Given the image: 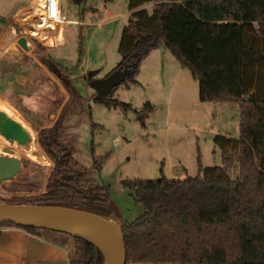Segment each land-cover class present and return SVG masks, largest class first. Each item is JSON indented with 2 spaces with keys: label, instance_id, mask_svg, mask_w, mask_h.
Masks as SVG:
<instances>
[{
  "label": "trees",
  "instance_id": "1",
  "mask_svg": "<svg viewBox=\"0 0 264 264\" xmlns=\"http://www.w3.org/2000/svg\"><path fill=\"white\" fill-rule=\"evenodd\" d=\"M146 3L154 5L152 12ZM129 7L119 44L123 63H140L164 42L198 81L202 101L239 103L240 137L216 135L223 165L201 167L197 176L125 182L143 205L139 217L120 222L126 264H264V0H130ZM40 60L71 91V70L50 54ZM134 76L131 80L137 82ZM0 91L12 96L2 87ZM108 102L131 108L118 99ZM39 140L54 162L50 190L5 201L73 207L111 217L108 189L88 182L86 168L60 141L59 127L42 129ZM236 160L241 175L231 179L227 171ZM99 162L94 161V168ZM0 225L45 233L13 222ZM73 238L71 264H106L98 247Z\"/></svg>",
  "mask_w": 264,
  "mask_h": 264
},
{
  "label": "rangeland",
  "instance_id": "2",
  "mask_svg": "<svg viewBox=\"0 0 264 264\" xmlns=\"http://www.w3.org/2000/svg\"><path fill=\"white\" fill-rule=\"evenodd\" d=\"M41 2L0 0V16L4 19H0V88L12 95L0 91V124L4 118L19 115L17 100L40 120L38 124L32 120L35 139L31 142L0 126V153L16 155L24 164L18 181L8 190H0V203L50 190L54 162L39 140L45 128L59 127L60 141L86 168L88 182L108 189L113 202L111 219L118 224L133 221L143 213V205L136 202L126 181L186 179L201 173V167L223 165V150L215 137H240V105L202 101L198 81L164 42L140 61L134 76L137 82L128 79L107 100L94 99L88 75L102 79L123 63L119 44L129 23L130 0H62L64 13L82 23L75 29L65 28L58 46L61 33L56 42L45 34L33 33L30 9ZM144 7L150 12L154 9L152 3ZM118 12L122 15L103 20ZM20 35L28 38L29 50L18 43ZM48 54L71 70V91L58 89L57 85L63 86L40 60ZM109 99L131 104V108L109 104ZM97 159L98 169L94 168ZM227 174L231 179L240 177L239 161ZM43 232L60 234L44 228ZM70 238L72 255L74 238Z\"/></svg>",
  "mask_w": 264,
  "mask_h": 264
},
{
  "label": "water",
  "instance_id": "3",
  "mask_svg": "<svg viewBox=\"0 0 264 264\" xmlns=\"http://www.w3.org/2000/svg\"><path fill=\"white\" fill-rule=\"evenodd\" d=\"M18 43L29 50V40L20 35ZM139 61L123 63L102 79L88 75L89 85L94 89L96 101H105L107 96L120 84L131 79ZM18 116L2 118V129L10 130L16 137L26 142L35 139L32 120L17 109ZM4 116L5 110L1 111ZM24 173V164L16 155L0 153V190L11 188ZM13 222L20 225L35 226L56 230L90 241L103 253L106 264H126L127 250L121 223L111 217H104L87 210L53 205L0 203V224Z\"/></svg>",
  "mask_w": 264,
  "mask_h": 264
},
{
  "label": "crops",
  "instance_id": "4",
  "mask_svg": "<svg viewBox=\"0 0 264 264\" xmlns=\"http://www.w3.org/2000/svg\"><path fill=\"white\" fill-rule=\"evenodd\" d=\"M117 15H122V12L110 14L103 20ZM63 31L57 46L63 41ZM59 87L65 89L64 86ZM23 109L33 122L40 121L26 106ZM59 233L58 236L46 233L38 236L23 228L0 225V264H71V245L68 243L71 236Z\"/></svg>",
  "mask_w": 264,
  "mask_h": 264
},
{
  "label": "built area",
  "instance_id": "5",
  "mask_svg": "<svg viewBox=\"0 0 264 264\" xmlns=\"http://www.w3.org/2000/svg\"><path fill=\"white\" fill-rule=\"evenodd\" d=\"M33 1V0H32ZM30 14L33 33H42L57 41L58 33L72 26L74 29L82 22L63 11L62 0H42L39 7H31ZM58 28H61L59 30Z\"/></svg>",
  "mask_w": 264,
  "mask_h": 264
},
{
  "label": "bare ground",
  "instance_id": "6",
  "mask_svg": "<svg viewBox=\"0 0 264 264\" xmlns=\"http://www.w3.org/2000/svg\"><path fill=\"white\" fill-rule=\"evenodd\" d=\"M41 5V4H40ZM40 5H38V7L40 6ZM47 36V35H46ZM48 37V36H47ZM12 139V138H11ZM41 155H43L42 153H41Z\"/></svg>",
  "mask_w": 264,
  "mask_h": 264
},
{
  "label": "flooded vegetation",
  "instance_id": "7",
  "mask_svg": "<svg viewBox=\"0 0 264 264\" xmlns=\"http://www.w3.org/2000/svg\"><path fill=\"white\" fill-rule=\"evenodd\" d=\"M0 19H1V20H4L1 16H0Z\"/></svg>",
  "mask_w": 264,
  "mask_h": 264
}]
</instances>
